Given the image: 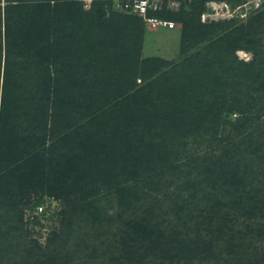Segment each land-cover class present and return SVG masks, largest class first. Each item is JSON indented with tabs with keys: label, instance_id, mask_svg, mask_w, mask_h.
Segmentation results:
<instances>
[{
	"label": "trees",
	"instance_id": "1",
	"mask_svg": "<svg viewBox=\"0 0 264 264\" xmlns=\"http://www.w3.org/2000/svg\"><path fill=\"white\" fill-rule=\"evenodd\" d=\"M177 1L175 63L105 3L0 0V264H264V12Z\"/></svg>",
	"mask_w": 264,
	"mask_h": 264
},
{
	"label": "rangeland",
	"instance_id": "2",
	"mask_svg": "<svg viewBox=\"0 0 264 264\" xmlns=\"http://www.w3.org/2000/svg\"><path fill=\"white\" fill-rule=\"evenodd\" d=\"M175 1V0H172ZM170 0V2H172ZM180 1V0H179ZM261 5L257 6L256 0H246V3L242 5L234 6V2H227L226 3V14L228 16H237L236 18L240 20L242 23H247L248 19L251 15H258L259 12H264L263 3L264 0H259ZM175 6H171L173 10H178L181 6V2H178ZM220 5H224L225 2H217ZM210 4V3H209ZM86 11H91L92 8L87 9L84 7ZM218 12H220L221 17L225 16V13H222L221 8H219ZM178 28L169 30L165 28H161L159 30H151L147 28V32L144 34L143 39V57H160L171 62H177L179 59L180 51H181V31L180 28L182 24L177 23ZM239 60L250 62L254 59V55L251 52L246 50H240L236 53ZM138 83H141V80L138 79ZM236 118V115L233 116V119ZM57 204L53 205V208L56 207ZM108 213L111 214L112 211L109 207L107 209ZM50 235V230H42V234H38L36 238L43 244L47 243L48 237ZM264 246V243H263Z\"/></svg>",
	"mask_w": 264,
	"mask_h": 264
},
{
	"label": "built area",
	"instance_id": "3",
	"mask_svg": "<svg viewBox=\"0 0 264 264\" xmlns=\"http://www.w3.org/2000/svg\"><path fill=\"white\" fill-rule=\"evenodd\" d=\"M84 4V7L90 9L95 2H102L106 4L107 10L109 8H113L117 11L127 12L133 14L139 18H141L148 29L151 30H159L161 28L173 30L178 28L176 22L172 20H168L165 18H161L157 16L163 9L164 2L166 0H79ZM257 6H260L261 3L259 0H256ZM178 3L176 1H172L170 3L171 6H175ZM226 5V4H225ZM220 14L216 13L212 16L211 19L214 18H223V17H230L226 14L225 16L221 17ZM44 211L43 208H39V214Z\"/></svg>",
	"mask_w": 264,
	"mask_h": 264
},
{
	"label": "water",
	"instance_id": "4",
	"mask_svg": "<svg viewBox=\"0 0 264 264\" xmlns=\"http://www.w3.org/2000/svg\"><path fill=\"white\" fill-rule=\"evenodd\" d=\"M219 8H221L222 10V13H225L226 12V6L225 4L223 5H220L218 4L217 2H211L209 5H208V8H207V11L206 13L204 14V20L206 22H210L212 19V16H214L216 13L220 14V12H218Z\"/></svg>",
	"mask_w": 264,
	"mask_h": 264
}]
</instances>
